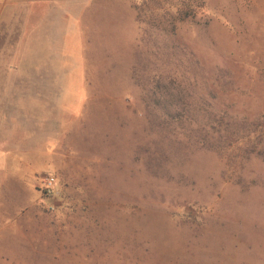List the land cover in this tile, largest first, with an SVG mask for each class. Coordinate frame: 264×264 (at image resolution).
I'll list each match as a JSON object with an SVG mask.
<instances>
[{
  "label": "rangeland",
  "instance_id": "374dc122",
  "mask_svg": "<svg viewBox=\"0 0 264 264\" xmlns=\"http://www.w3.org/2000/svg\"><path fill=\"white\" fill-rule=\"evenodd\" d=\"M0 264H264V0L9 2Z\"/></svg>",
  "mask_w": 264,
  "mask_h": 264
},
{
  "label": "crops",
  "instance_id": "0c3cea01",
  "mask_svg": "<svg viewBox=\"0 0 264 264\" xmlns=\"http://www.w3.org/2000/svg\"><path fill=\"white\" fill-rule=\"evenodd\" d=\"M12 0H0V19L3 16L4 10L6 9V6L8 5L9 2Z\"/></svg>",
  "mask_w": 264,
  "mask_h": 264
},
{
  "label": "built area",
  "instance_id": "2783aa9c",
  "mask_svg": "<svg viewBox=\"0 0 264 264\" xmlns=\"http://www.w3.org/2000/svg\"><path fill=\"white\" fill-rule=\"evenodd\" d=\"M54 178L53 177H49L46 179L45 185L47 186V188H51L54 185Z\"/></svg>",
  "mask_w": 264,
  "mask_h": 264
}]
</instances>
